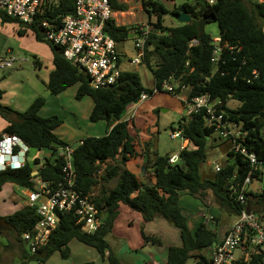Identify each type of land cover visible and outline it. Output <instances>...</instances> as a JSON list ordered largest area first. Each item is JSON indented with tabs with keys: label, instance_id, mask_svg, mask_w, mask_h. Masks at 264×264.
Returning a JSON list of instances; mask_svg holds the SVG:
<instances>
[{
	"label": "trees",
	"instance_id": "trees-1",
	"mask_svg": "<svg viewBox=\"0 0 264 264\" xmlns=\"http://www.w3.org/2000/svg\"><path fill=\"white\" fill-rule=\"evenodd\" d=\"M74 2L43 0L34 22L27 26L35 39L46 42L40 35V21L71 13ZM110 3L113 12H123L127 8L116 0H110ZM142 5L148 17L155 14V22L150 24L154 30L146 39L142 61L152 73L155 87L160 88L163 82L172 78L177 82L172 96L178 94L182 86H188L187 99L208 94L211 101H220L218 110L225 119L239 124L245 134L241 144L254 153L258 160H264V0H219L211 7H205L201 0H194L193 4L184 2L170 12L158 1L147 0ZM180 11L191 16L190 23L178 24L176 27L162 26L164 14L175 15ZM208 16L215 18L213 22L217 25L221 43L240 48L238 52L224 50L216 66L210 62L212 38L204 32L199 33L197 28L198 21ZM0 19L3 23H20L3 12H0ZM132 30L115 25L114 20L105 28L116 43L125 40ZM24 32L26 30L20 28L17 33L21 35ZM192 40H197V43L190 46ZM46 43L52 54L53 65L45 83L49 93L57 95L76 86V100L88 97L92 101L89 120L104 121L107 126L103 136L86 137L80 144L74 145L72 164L76 187L84 194L92 193V188L98 183L97 174L102 164L116 161L126 166L131 158L137 156L134 139L129 133L131 120H125L123 116L127 107L137 103L142 93L152 97L153 92L143 86L136 72L130 71L120 72L111 89H93L86 74L65 60L60 48ZM152 59L155 60L154 65H151ZM35 63L40 65L37 59ZM2 94L0 90V98ZM230 101L236 102L237 107L230 108ZM44 103L43 99L37 98L23 112L0 105V117L7 123L2 133L17 135L29 148L49 150L48 157L42 163L34 159L26 161L20 169L0 172V190L5 185L32 190L35 179L48 182L62 179L63 159L57 157L54 151L57 147L70 144L54 134L61 123L56 116H40ZM171 131L180 133L181 138L187 140V146L180 149L174 164L169 163L170 156L155 157L152 163L153 183L141 182L136 174L126 168L120 171L116 164L104 168L100 181L107 183L117 177V182L112 189H101L99 196H93L101 218V225L93 234L81 232L76 218L64 215L47 244L36 254H30L21 236L31 230L37 221L34 208L23 206L12 214L0 217L22 244V260L43 261L55 251L66 259L69 255L67 244L71 239H76L93 247L108 264H121L110 251L105 237L113 227L119 206L125 205L139 212L144 222L162 217L178 229L181 246L170 247L162 264H185L188 259L194 260V264H208L209 249L219 242V238L211 227L204 224L203 219L193 228L189 227L188 219L179 205V197L186 193L208 206L206 196L209 195L229 216L236 217L239 206L230 198L229 191L232 186L242 182L249 168L237 154L232 153L229 142L225 141L229 144L226 146L227 156L233 161L223 164L211 177L202 176L201 167L206 161L209 139L216 134L213 128L205 126L202 114L181 116L176 128H171ZM39 164L40 168H34ZM34 171L37 174L32 176ZM253 178L257 179V174ZM253 185L257 187L247 192L249 208L264 222V184L254 182L252 188ZM203 250H206V254L202 253ZM262 258V254H250L246 264H264Z\"/></svg>",
	"mask_w": 264,
	"mask_h": 264
},
{
	"label": "rangeland",
	"instance_id": "rangeland-1",
	"mask_svg": "<svg viewBox=\"0 0 264 264\" xmlns=\"http://www.w3.org/2000/svg\"><path fill=\"white\" fill-rule=\"evenodd\" d=\"M145 1L147 0H119V3L125 4L127 8L123 12H114L115 24L126 28L145 25L149 26V31L152 32L154 29L150 27V24L155 22V14L148 17L142 5ZM154 1L162 3L169 12L184 2L194 3V0ZM250 1L258 2V0ZM258 23L262 24L259 20ZM178 24L174 19V15H163L162 26L176 27ZM262 26L264 27V24ZM7 28L9 34L6 35L4 43L0 44V57L13 58L15 62H13L11 69L0 70V79L4 78L3 81H0V90L3 92L0 105L23 112L35 99L41 98L45 103L40 111V116H56L61 121L59 127L54 131L58 139L65 143H76L86 137L103 136L107 129L106 123L104 121L91 122L89 120L92 101L88 97L76 100L74 97L76 86L57 95H51L47 90L45 82L48 79L49 72L53 69L49 45L46 42L36 40L32 31L21 23L7 22ZM16 28L18 30L20 28L24 29L26 32L21 35L16 34ZM204 33L212 39L217 37L216 23L208 22L204 26ZM137 38V34L131 31L125 41L121 43L129 54H133V45ZM7 49L11 50V53H6ZM35 59H39L40 65L35 63ZM154 63L155 60L152 59L151 65H154ZM124 67L127 70L136 71L134 66L128 67L125 65ZM183 93L184 91H182ZM178 97L167 93H156L147 100L126 109L127 116L134 112L132 115L134 123L132 118L127 119L131 120L130 131L133 135L137 133L139 137L142 136L144 141L149 143L151 149H154L156 156L169 155L171 157L175 156L177 159L178 152L184 143L181 137L170 138L171 128H176L181 116L185 115V107ZM145 102L146 104L142 105L137 111V108ZM237 105L233 101L228 103L230 108H235ZM4 121V118L0 117V133L4 129V126L1 129V124L4 125ZM227 145L229 146L227 142L220 140L216 134L210 137L206 150V161L201 167V174L204 178L212 176L216 164L221 167L223 164H230L233 161L232 158L227 156ZM48 155L49 150L47 149L29 148L26 159L30 162L38 159L42 163ZM115 164L120 171L123 167L125 168L116 161H108L100 166L97 174L98 183L92 188L94 196H99L101 189L109 190L115 184V179L107 183L100 181V176L104 174V168ZM40 165L34 168H39ZM143 179L145 180L144 176ZM213 199L207 195L206 202L208 206H205L200 200L183 194L179 203L184 215L188 218V224L192 227L203 219L201 218L203 214L205 215L204 221L208 217H213V222L206 225L211 227L219 238L235 218L229 216L227 212L216 205ZM25 200V190L14 185H5L0 190V213L12 212L19 207L17 204L20 203H24L25 206ZM105 240L110 251L115 254L121 264H144L152 257V259L162 264L170 247L181 246L178 229L168 221L162 217H156L150 222H144L139 212L131 210L125 205L121 206L113 227ZM67 248L69 255L66 259H63L58 251H55L43 261L35 259L22 260V244L15 239L9 229H0V264H21L23 261L26 264H82L87 262L108 264L105 259H101L93 247L76 239H71L67 244ZM202 253L206 254V250H203ZM238 255L239 251L237 250L234 252V256ZM185 264H194V260L188 259Z\"/></svg>",
	"mask_w": 264,
	"mask_h": 264
},
{
	"label": "built area",
	"instance_id": "built-area-1",
	"mask_svg": "<svg viewBox=\"0 0 264 264\" xmlns=\"http://www.w3.org/2000/svg\"><path fill=\"white\" fill-rule=\"evenodd\" d=\"M201 1L205 7H211L219 0ZM42 2L43 0H0V12L29 26L34 22ZM111 20H114V12L110 0H75L71 13L42 20L38 27L42 39L60 48L64 59L86 74L91 88L100 89L114 85L121 72L116 42L105 31ZM132 31L138 38L133 45L135 56L130 63L139 65L143 61L144 45L150 33L149 26L136 25ZM196 43L197 40H192L189 45ZM210 44L212 46L210 62L215 66L224 50L229 52L240 50L237 46L222 44L219 36L213 38ZM13 62H15L13 58H0V68L9 69ZM174 82L170 78V81L163 82L160 88L153 85L150 89L153 95L160 91L172 95L177 86V82ZM185 88L182 86L180 91ZM147 98L148 95L142 93L138 102L130 106H135ZM180 100L185 107V115L202 114L205 126L213 128L221 140L229 142L232 153L237 154L249 168L242 182L230 188L229 196L238 204L239 211L220 241L209 249L208 264H246L250 254L254 253L262 254L264 262V222L250 208L249 213L245 211L249 206L247 192L252 190V184L254 182L264 184V160H258L254 153L241 144L245 134L239 124L228 121L218 110L220 101H211L208 94L192 99H187L186 96ZM178 137H181L180 133L170 135L171 139ZM73 150L74 145H68L57 147L54 151L57 157L63 159L60 181L35 179L33 189L25 190V206L34 208L37 216L32 229L21 236L30 254H36L47 244L64 215L74 216L80 231L86 234H93L101 225L100 211L93 202V193L84 194L76 187L72 164ZM28 151L29 146L17 135L0 134V172L23 167L27 161ZM176 161L175 156L169 158L170 164ZM213 169L216 172L220 167L216 164ZM256 174L257 179H254ZM212 219L213 217H208L204 224L213 222ZM237 250L239 255L234 256Z\"/></svg>",
	"mask_w": 264,
	"mask_h": 264
},
{
	"label": "crops",
	"instance_id": "crops-1",
	"mask_svg": "<svg viewBox=\"0 0 264 264\" xmlns=\"http://www.w3.org/2000/svg\"><path fill=\"white\" fill-rule=\"evenodd\" d=\"M17 32H18V29L16 28V32L15 33L17 34ZM7 34H9V31H8V28H7V23H3V22L1 23V21H0V44L1 43H4L5 37H6ZM124 41L125 40L116 43V49H117L118 56H119V69H120V71L121 72H123V71H130V70L125 69V67H124L125 65H127L128 67H132V66L136 67V71L134 70V71H130V72H136L138 74V76L140 78V81H141V83L143 84L144 87H146L148 89L152 88V86L154 85V79H153L152 73L150 72V70L143 63H141L139 65H134V64L130 63L131 59L135 56V50H134L133 54H129L128 51H126V49L124 48V46H122V44H121ZM5 52L6 53H11V50L7 49ZM51 58H52V54H51ZM140 65H143V66H140ZM0 70H3V69L0 68ZM3 79L4 78H1L0 81H3ZM143 81H144L145 84L143 83ZM185 87L186 88L183 90L184 93L182 94V92L180 91L178 93V95L176 96V97L179 96L178 97L179 100L187 96L186 94H187V91H188V88L189 87L188 86H185ZM144 104H146V102L143 103V104H141L137 108V111ZM128 108H132V107L129 106V107H127V109ZM13 110H15V109L13 108ZM125 113L126 114H125V116H123V119L127 120V119H131L132 118V115H133L134 112H131V114H129L128 116H127L128 113L127 112H125ZM132 121L134 123V117L132 118ZM6 125H7V123L4 121V125L1 124V129H2V126H4V128H5ZM3 130L4 129H2V131ZM129 133H130V135L134 139L135 149H136V152H137V156L135 158H131L126 163L125 168L128 169L130 172L136 174V176L139 177V179H140L141 182H143V183H153L154 182V176H153V173H152V163L154 162V159H155V157H156L157 154H155L154 149L153 150L151 149V147L149 146V143H146L144 141V139H143L142 136L139 137V135L137 133L135 135H133V133L130 131V129H129ZM80 141H78V142H80ZM78 142H76V143H78ZM76 143L68 142L67 144L76 145ZM186 146H187V140L184 139V143L181 146V149L185 148ZM165 156H169V155H165ZM123 169H124V167H123ZM143 176L145 177V180L143 179ZM114 179L116 180L117 177H115ZM116 182L117 181H115V184L113 185V187L116 185ZM254 186L255 185H253V188L252 189H255L256 188ZM113 187H111L110 189H112ZM183 194H186V193H183ZM183 194H181V195H183ZM180 197H179V200H180ZM17 205H19V207L15 208L12 212H9L8 213L6 211L5 212L3 211L4 213H0V217H3V216H7L9 214H12L13 212H15L16 210H18L19 208L23 207L24 206V203H20V204H17ZM179 205H180V203H179ZM121 206L122 205L119 206V210H120ZM3 210H5V209H3ZM201 218H203V220H204L205 219V215L203 214ZM215 218L217 219L218 217H215ZM188 225H189V227H192V226H190V224H188ZM225 231H224V233H225ZM223 235L219 237V239H218L219 241L223 237ZM152 258L149 259V261L144 262V264H161L157 260H154ZM164 261H165V259H164ZM164 261H163V263H164Z\"/></svg>",
	"mask_w": 264,
	"mask_h": 264
},
{
	"label": "water",
	"instance_id": "water-1",
	"mask_svg": "<svg viewBox=\"0 0 264 264\" xmlns=\"http://www.w3.org/2000/svg\"><path fill=\"white\" fill-rule=\"evenodd\" d=\"M245 1V0H244ZM175 21H177L179 24H188L191 21V16L184 11H180L174 15ZM215 20L214 16H208V17H202L198 23H197V28L199 33L204 32V26L208 22H213ZM110 89L112 88L111 86L109 87ZM37 172H33L32 176L36 175ZM246 213H249V206L246 207Z\"/></svg>",
	"mask_w": 264,
	"mask_h": 264
},
{
	"label": "flooded vegetation",
	"instance_id": "flooded-vegetation-1",
	"mask_svg": "<svg viewBox=\"0 0 264 264\" xmlns=\"http://www.w3.org/2000/svg\"><path fill=\"white\" fill-rule=\"evenodd\" d=\"M0 229H7V227L1 220H0Z\"/></svg>",
	"mask_w": 264,
	"mask_h": 264
}]
</instances>
